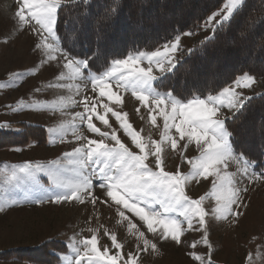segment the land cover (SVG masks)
<instances>
[{
	"label": "snow or ice",
	"instance_id": "6c2138e0",
	"mask_svg": "<svg viewBox=\"0 0 264 264\" xmlns=\"http://www.w3.org/2000/svg\"><path fill=\"white\" fill-rule=\"evenodd\" d=\"M243 4L244 0H225L219 11L207 16L200 26L210 29L212 35L204 37L198 56L192 55L195 49L185 51L181 47V35L193 34L190 28L187 32L176 31L171 40L155 50L130 51L120 57L112 48L110 36L123 12L122 0H107L98 8H94L91 0H20L15 12L16 27L31 31L35 38L33 48L45 58L47 65L51 67L53 62L60 65L61 79L67 77L91 84L93 96H84V110L75 115L87 133L99 138L93 139L85 132L74 133L78 146L61 156L12 165V170L3 174L4 180L21 189L24 196L8 204L63 205L79 201L83 205L90 201L95 206L103 203L114 207L121 221H126L135 242L134 249L123 253L124 245L118 242L117 235L106 232L115 249L110 254L107 246L100 250L97 235L93 234L81 241L86 252L82 256L81 249L69 238L68 246L76 253L75 264H85V260L88 264H140L143 254L159 253L160 242L183 246L185 225L188 230L203 233L202 241L207 246L203 256L195 251L188 254L194 262L213 264L208 217L211 215L218 221L230 219L237 225L244 215L238 209L247 208L244 196L249 191L241 183L245 179L248 183L264 182V124L260 128L259 146L243 151L238 150L242 146L236 142L235 129L236 122L245 117L258 97L264 98V93L245 95L240 91L250 89L256 82V77L248 71L234 75L229 84L205 96L183 98L173 90L162 89L167 88L164 81L168 76L189 59L200 62L215 57L219 60L224 55L227 45L218 33L225 28L231 30L229 21L236 23ZM64 8L78 9L79 27L74 29V40H68L61 28ZM81 48L84 54H75ZM51 71L55 74L57 69L51 68ZM186 73L199 79L201 64H189ZM9 75L15 78L24 73ZM120 89L131 90L135 100L148 110L153 125L157 116L163 120L160 140L152 141L150 147L132 130L124 114L110 107V103L121 104ZM105 99L108 103H103ZM108 113L120 123L138 152L122 142L106 118ZM94 119L111 131H101ZM0 129L11 130L7 123L0 125ZM190 144L200 150L198 157L187 161L191 173L183 174L179 168L165 170V146L179 151L181 146L186 149ZM229 164H235L236 173L228 171ZM196 178L211 181L215 201L211 213L203 207L204 196L192 199L185 191L187 181ZM58 255L63 261L62 254Z\"/></svg>",
	"mask_w": 264,
	"mask_h": 264
},
{
	"label": "rangeland",
	"instance_id": "374dc122",
	"mask_svg": "<svg viewBox=\"0 0 264 264\" xmlns=\"http://www.w3.org/2000/svg\"><path fill=\"white\" fill-rule=\"evenodd\" d=\"M19 3L20 0H0V125L9 124L11 130H4L13 133L21 131V126L39 125L45 130V140L0 149V252L36 247L49 241L51 237V242L64 243L66 248V252L61 253L63 261L58 255L59 252L51 251L57 257L55 264H75L76 253L68 246L69 238H72L75 247L81 249L82 256L86 255V252L81 241L93 234L97 235L101 251L107 246L110 254H114L115 249L112 248L110 235L105 234L107 232L117 235L118 242L124 245L123 253H127L135 247L134 238L128 231L126 221H121L114 207L109 208L103 203L93 206L90 201L83 205L79 201L63 205L8 204L12 199L19 201L24 196L21 189L4 180L3 174L10 172L12 165H18L25 160L47 161L61 156L64 151L78 146L74 133L85 132L93 139L99 138L97 135L87 133L86 127L80 126L81 121L75 115L84 110L82 102L84 96H93L91 84L85 85L67 77L61 79L60 65L55 62L51 67L47 65L45 58L33 48L35 38L31 31L18 30L16 27L18 21L15 12ZM224 3L225 1L214 11H219ZM192 33L181 35L180 43L185 51L195 42L211 36V30L202 26L197 33ZM51 68L57 69L55 74ZM10 73L24 75L14 78L9 75ZM218 76L213 78L216 79ZM112 87L114 90V82ZM240 91L245 95L264 92V76L256 77V82L250 89ZM119 94L122 96L121 104L110 103V107L124 114L132 130L138 133L149 147L152 141L160 140L164 131L163 120L157 116L156 124L153 125L148 110L135 100L131 90L125 92L120 89ZM103 103H108L107 99ZM98 111L103 114V109L99 106ZM106 118L112 128L117 130L122 142L130 150L138 152L115 117L108 113ZM256 120L258 119L250 122L247 129H243V136L247 135L248 131L254 133L255 135L251 136L260 141V128L264 123L258 125ZM93 122L101 131H111L100 121L94 119ZM172 131L174 133V130ZM199 154L200 150L194 144H190L186 149L181 146L179 151L165 146L163 153L165 170L176 171L179 168L183 174H190L192 169L187 161L198 157ZM228 171L236 173L235 164H229ZM236 179H240L239 175ZM241 187H247L249 191L244 196L247 208L238 209L244 215L239 218L237 225H233L230 219L218 221L211 215L208 217V238L212 245L213 264H264V182L257 180L248 183L245 179ZM185 191L192 199L204 196L203 207L211 213L215 201L210 180L190 179L185 185ZM96 193L100 195L98 187ZM185 229L182 238L186 243L183 246L160 242L159 253L143 254L140 257V264H199L194 262V258L188 253L195 251L199 255H205L207 246L202 241L203 233L188 230L186 225ZM149 238L151 239L150 234ZM0 264L37 263L14 258L0 259ZM85 264H88L87 260Z\"/></svg>",
	"mask_w": 264,
	"mask_h": 264
},
{
	"label": "trees",
	"instance_id": "16d2710c",
	"mask_svg": "<svg viewBox=\"0 0 264 264\" xmlns=\"http://www.w3.org/2000/svg\"><path fill=\"white\" fill-rule=\"evenodd\" d=\"M224 1L122 0L123 12L115 32L110 36L112 48L115 54L124 57L130 51L154 50L172 38L176 31L182 33L191 28L192 32L197 33L206 17ZM91 2L94 8H98L107 0ZM77 13L76 8H64L61 11L60 24L68 40H74V29L79 27ZM229 25L231 30L225 28L218 33L222 43L227 45L224 55L219 60L215 57L200 62L189 59L187 63L178 66L174 74L168 76L164 81L167 88L162 90H173L174 94L183 98H190L192 95L205 96L219 91L241 71H248L256 77L264 76V0H244L238 20L235 24L230 20ZM202 41L191 46L195 49L193 57L199 55ZM75 54H84V49H78ZM192 63L201 64L199 79H194L186 73V69ZM216 75L219 76L214 79ZM263 113L264 98L258 97L245 117L236 122V142L242 146L238 150L259 146L260 141L251 136L255 134L246 131L248 134L243 136V129H247L250 122L256 118L258 125L264 123ZM21 128V131L15 133L0 129V149L45 140L43 127L26 125ZM51 251L65 253V244L49 240L29 249L2 251L0 259L15 258L37 264H55L57 257Z\"/></svg>",
	"mask_w": 264,
	"mask_h": 264
},
{
	"label": "crops",
	"instance_id": "0c3cea01",
	"mask_svg": "<svg viewBox=\"0 0 264 264\" xmlns=\"http://www.w3.org/2000/svg\"><path fill=\"white\" fill-rule=\"evenodd\" d=\"M212 34V33H211ZM204 40V39H203Z\"/></svg>",
	"mask_w": 264,
	"mask_h": 264
}]
</instances>
